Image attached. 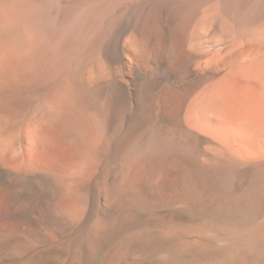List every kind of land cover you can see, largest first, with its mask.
<instances>
[{"label":"bare ground","instance_id":"obj_1","mask_svg":"<svg viewBox=\"0 0 264 264\" xmlns=\"http://www.w3.org/2000/svg\"><path fill=\"white\" fill-rule=\"evenodd\" d=\"M59 2L0 0V112L35 84L43 99L0 144V264H264V0H90L68 20ZM84 21L86 44L105 37L62 56L90 63L94 109L38 80ZM131 114L149 122L125 150ZM165 127L195 171L136 180L125 163ZM108 132L117 145H97ZM197 143L212 145L205 162Z\"/></svg>","mask_w":264,"mask_h":264},{"label":"rangeland","instance_id":"obj_2","mask_svg":"<svg viewBox=\"0 0 264 264\" xmlns=\"http://www.w3.org/2000/svg\"><path fill=\"white\" fill-rule=\"evenodd\" d=\"M67 1L68 0H60V2H59L60 3L59 7L70 6L71 11H69V9H68V12H67L68 16H67L66 20H68L72 16L73 13L76 14L75 12H77V9H79V7L82 8L90 0H72L70 3H68ZM82 2L84 3L83 6H82ZM74 14H73V16H74ZM89 24L90 23L85 22V21L81 22V28L80 29H81V31L83 29L84 30L82 32L79 30V32L81 34H80V39L77 42H74V39H73V37L71 35L64 36L62 39L58 40L59 44H58V48H57V54H56L55 61H52L48 65V69L47 70H49V71L46 72V75L44 77H40L38 79V80H42L44 83L42 81H38L37 79H34V80H36L39 83L42 82V84H45L47 87L50 86V85L56 86L55 88H58L60 86H68V89H69V91H71L72 95H76V98H77L76 100L80 101L79 103L82 104L84 102L83 103L84 105L88 104L91 108L94 109L96 107V103H95V100H94L95 97H93L94 96V93H93L94 89H93V91H91V89H88L81 82V77L83 75V72L85 70H87V69L91 70V67H90L91 65H89L90 63L88 64L87 63L88 61H82V60H81L82 62L75 60V61H71L70 63H67V62H65V58L62 56L63 52L71 53V54H73V52H74V54H76L75 51H78L79 53L82 52V54H84V52L86 51L88 53L89 50L90 51L94 50L98 46V43H99L98 41L102 40V38L105 37V34H104L105 33V29L103 28L101 33H98V35H100V36L97 35V37L94 38L90 42V44H86L85 43V39H87V33H89L88 32L89 27H90ZM102 36H104V37H102ZM86 52H85V54H86ZM72 68H73V70H72ZM33 81L31 82L32 84H33ZM36 81H34V84L37 83ZM180 84H183V83L180 82ZM70 85H71V87H70ZM134 85H133V87H134L135 91H137L138 86H137L136 83ZM181 86H183V85H181ZM36 87L37 86L35 84V88L31 87L32 89H34V91H31L32 90L31 89L29 94L24 95L23 97L20 98V100L16 101L17 105L15 104L14 107L11 105L12 106L11 109H13V110H11L9 108L11 106H9L7 110L3 111L4 114H3V112H0V114H2V115H0V144L1 145H4L7 142L6 140L8 139V137H10V134H12L17 129V126L21 124V117H22V119H24L23 116L24 117L26 116L27 118H29V116L32 114V112L34 113V111H37L39 109V107H40L39 103L43 99L37 96ZM40 87H41V85L38 86L37 88H40ZM136 87H137V89H136ZM156 90L154 89V90L151 91V95L152 96L156 94ZM74 92H76V93H74ZM166 92H168V91H166ZM38 101H39V103H38ZM85 102H87V103H85ZM131 115H128L127 118H126V125H125V132L126 133L124 132L125 136H122L124 138H122V137L118 138V140L121 141L120 145H125V150L127 148H129V147H132L133 144H135L140 139V137L143 136V134L145 132V129L147 128V125H148V122H149V121H144V120H143L144 122L138 121V120H141V119H139L141 117L138 118L136 114H131ZM113 116L114 115H112L111 117H113ZM27 118H26V120H27ZM114 118H116V116ZM114 118H113V120H114ZM137 122H139V123H137ZM57 132L59 133V131H57ZM204 132H206V131H202V133H204ZM50 133H51V135H50ZM58 133L49 131L50 137H52L54 140H56V138H58V139L60 138V135ZM165 133H167V127H165V129H162L161 132H160V136H159L160 140L158 139L157 142H156V145H157L158 149L155 150V153L152 150H147V151H144L143 155H142V152H140L141 155L137 154L136 157H135L136 160L134 158L133 159L130 158L125 163V166H124L123 169H125V167H127V164L130 162V165L128 166V169L130 170V174L134 178H136V180L142 179L144 177H147V178L148 177H152L151 179H153V178L157 179V177H158V179H160V180H164V181L169 182L168 183L169 185L174 184L175 186H177L176 183L179 182L178 180H181L183 178L184 174H186L190 170L195 171V167H196L197 163H196V161H194L193 158L189 159V163L184 162V160H181V162H180V159H179L180 156L179 155H180L181 151L179 149L181 148V145H183V144L177 142V140H168L167 141V139H166L165 142H164ZM53 134H54V136L56 138L53 137ZM60 134L62 135L63 133H60ZM109 134L110 133L108 132V134L107 133L105 134V137L101 136V138L98 140V142L96 141L97 145H117V142H119V141L117 139H115V138L113 139L112 137H114V136L111 135V134L109 135ZM64 135H62L61 138L59 139L61 144L59 142H57L58 143L57 144L56 141H55V143L57 145H96V144H92L91 136L88 135L90 137H87L86 136L87 134H85L83 136V134H80V133L79 134L78 133H74V134L71 133L69 135H66V137ZM24 136L25 137H23L24 138L23 139V143L26 141L28 145H33V143H30V144L28 143L30 141L32 142L31 137L26 135L25 133H24ZM85 137L87 139H85ZM88 138L91 139V140H89ZM27 139H29V140H27ZM53 139H52V141H53ZM58 139H57V141H58ZM116 140H117V142H116ZM169 141L172 142V143L170 144ZM47 142H49V143H47L46 145H48V144L50 145L51 143H54V142H51V141H47ZM2 143H4V144H2ZM55 143H54V145H56ZM89 143H91V144H89ZM162 143H164V144H162ZM27 144L24 143V145H27ZM5 145H7V144H5ZM169 145H171V146L175 145V146H173L174 148L170 146L174 151L173 150H169V151L166 150L167 146H169ZM196 145L198 147L197 150H201V151H198V153H197L196 152L197 150H196L193 153V157L195 159L197 158L198 160L200 159L201 162H205L206 160H205V155L203 153V150L205 148L206 149H210L212 147V145H208V144H202L201 145L200 143H197ZM104 148H106V146H104ZM176 148H177V150H176ZM175 150H176V152H175ZM104 152H102V154ZM65 154H66V152H65ZM163 154H165V157L167 156L170 159H168V158L163 159L164 158ZM176 158H178L179 161ZM4 159H6V158H4ZM4 159H1V160H2L3 164L6 165L7 162ZM174 160H175V162H174ZM147 161H149V162H147ZM178 162H180V163H178ZM177 163L179 165L181 164V168L182 169L178 166ZM192 163L195 164V166ZM184 165L185 166L187 165L189 167H184ZM151 168H154V169H151ZM162 175L164 176V178H163ZM165 177L167 179H165ZM175 188H174V190H177V191L179 190L178 192H180V190L181 191L185 190L186 187L184 188L183 186L182 187L180 186V187H175ZM2 209H3V206L0 203V211Z\"/></svg>","mask_w":264,"mask_h":264}]
</instances>
